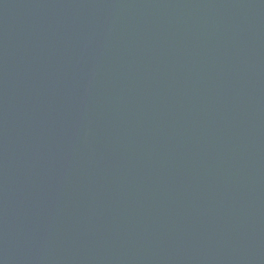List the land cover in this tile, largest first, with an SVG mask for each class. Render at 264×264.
Segmentation results:
<instances>
[{
	"label": "water",
	"instance_id": "1",
	"mask_svg": "<svg viewBox=\"0 0 264 264\" xmlns=\"http://www.w3.org/2000/svg\"><path fill=\"white\" fill-rule=\"evenodd\" d=\"M0 264H264V0H0Z\"/></svg>",
	"mask_w": 264,
	"mask_h": 264
}]
</instances>
